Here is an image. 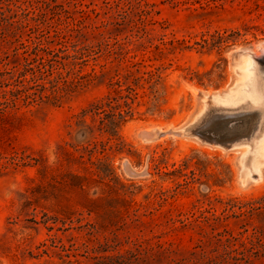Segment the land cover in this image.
Listing matches in <instances>:
<instances>
[{
  "label": "rangeland",
  "instance_id": "rangeland-1",
  "mask_svg": "<svg viewBox=\"0 0 264 264\" xmlns=\"http://www.w3.org/2000/svg\"><path fill=\"white\" fill-rule=\"evenodd\" d=\"M137 3L0 0V73L20 44L100 51L60 70L59 88L82 84L60 102L18 101L0 115V264H128L132 255L134 264H264L246 239L252 227L264 238V221L240 215L242 204L264 198V169L259 182L239 183L259 144L246 142L241 159L192 131L215 116L255 114L245 104L198 111L201 94L227 91L243 50L260 62L241 102L263 106L264 0ZM118 48L149 58L158 82L136 88L133 116L112 130L91 111L123 71Z\"/></svg>",
  "mask_w": 264,
  "mask_h": 264
},
{
  "label": "trees",
  "instance_id": "trees-1",
  "mask_svg": "<svg viewBox=\"0 0 264 264\" xmlns=\"http://www.w3.org/2000/svg\"><path fill=\"white\" fill-rule=\"evenodd\" d=\"M175 1V0H174ZM215 1L225 0H205L206 4ZM140 7V0H137ZM122 19V24L125 22ZM140 23L143 21L140 20ZM118 24V25H122ZM144 33L145 30L142 29ZM57 48L50 49L42 47V44L34 42L31 46L20 44V48L15 50L14 56L19 57L14 61L13 66L9 70L0 73V115L2 116L7 108H15L18 101L22 102L25 107L35 105L41 102H50L56 104L64 97L69 95L77 88L81 87L80 82L64 81L62 87L57 86L58 79H61L60 70L68 66L77 67L85 65L87 58L96 56L100 51L95 52L90 47H82L75 42L57 41ZM142 46L138 45V48ZM154 48L158 49L157 46ZM21 50L19 53L18 51ZM111 53L109 52V55ZM115 60L124 65L122 73H117L110 81L111 94L105 97L103 101L95 105L92 113L99 117V123L109 129L114 130L124 121L126 117H132L134 110L132 104L138 97L136 88L144 89V85H148L150 89L158 82V68L146 66L145 63L149 58L144 54H138L128 57V52L122 48H118L115 53ZM86 58V59H85ZM138 58V60L136 59ZM9 64H6L8 66ZM141 68H150L142 71ZM94 74V71H93ZM88 77V75H87ZM85 78V76L81 77ZM48 84L47 88L45 85ZM8 88V91L3 90ZM50 94H43L45 91ZM33 91V92H31ZM145 94L144 92L142 93ZM241 208L244 210L241 216L248 218L256 217L264 221V198L252 203H244ZM247 230L239 235L246 234ZM250 244V252L257 256H264V238L257 227H252L251 233L246 237ZM160 247V245H158ZM135 256L132 255L133 261L128 264H134ZM150 260H153L151 257ZM77 264L80 262L75 261Z\"/></svg>",
  "mask_w": 264,
  "mask_h": 264
},
{
  "label": "bare ground",
  "instance_id": "bare-ground-1",
  "mask_svg": "<svg viewBox=\"0 0 264 264\" xmlns=\"http://www.w3.org/2000/svg\"><path fill=\"white\" fill-rule=\"evenodd\" d=\"M257 47H258V52H260V54L264 57V43L263 42L260 43ZM257 54H259V53H255V52H251V51H246L244 53H241L239 56H245V57L239 59V61L237 62V66L233 70L234 77L235 76L236 77L234 78V80L231 82L229 88L227 89V91L229 89L230 90L228 92L226 91L227 93L224 92L222 94L212 95V103L214 105L218 106V107H225V108L233 109L235 107H238L240 105L245 104L246 108L251 109L252 111L255 112V114L247 115V116L242 117L232 127L235 130V133L238 135L237 136L238 137L237 142H238L239 146L236 149L238 150L240 158L242 157V155L246 151V149H244L245 146H247V143H250L252 139L255 140L254 145L256 144V146H257V143L259 144L258 145V149H257L258 150L257 154H256V151H255V154L257 156H255V155H253V156L250 155V157L248 156L249 160H251L252 158L253 159L255 158V161H254V163H253V165H252V167L250 169L251 170L250 173L246 172V171H242L241 174H240L239 183H240L241 186H245L246 184H248L250 182L251 183L259 182L261 180V178H262V173H263V169H264V110L261 109L264 106V104H263V106L261 108H256L259 105L251 103V102H245V103L241 102L244 97H247V96H245V94H247L248 90L250 89V88L248 89L247 84L244 82L245 79H247V73L250 72L251 69L252 70L253 69L254 70L257 69L256 68L257 67V62L254 60V58H257V57H255V56H257ZM258 58H260V57L258 56ZM254 76H256V75H254ZM254 78L256 79V77H254ZM254 86L256 88V85H254ZM255 90H257V89H255ZM257 91H259V90H257ZM257 94H259V93H257ZM261 94L262 93H260V95ZM258 99H262L263 100V98H261V97L258 98ZM203 101H204V99L202 100V102ZM257 102H258V100H257ZM223 104H225V105H223ZM226 104H229V105H226ZM204 106H205V104H204ZM201 111L203 112L202 107L200 106L199 112H201ZM218 112H223L224 113V111H221V110H219ZM200 123H202V122H200ZM209 127H212L213 129H223L222 125L216 123L215 120H212L209 123ZM194 128H196V127H194ZM244 136H246V137H244ZM242 137H244V139ZM250 148L252 149V146Z\"/></svg>",
  "mask_w": 264,
  "mask_h": 264
},
{
  "label": "water",
  "instance_id": "water-1",
  "mask_svg": "<svg viewBox=\"0 0 264 264\" xmlns=\"http://www.w3.org/2000/svg\"><path fill=\"white\" fill-rule=\"evenodd\" d=\"M246 51H250V50H243L241 53H244ZM254 60L257 62V64L260 62V59L258 58H254ZM203 99H204L203 103L205 104V109L209 106H216L212 103V95L201 94L200 100L202 101ZM199 108H198V111H199ZM219 108L221 109V111H224V112H227V111L233 112L228 109L224 110L226 109L225 107H219ZM205 109L203 110V112L205 111ZM219 110H217V112ZM241 118H238V117L225 118L223 116H215L214 120L216 121V123L221 124L223 129H213L212 127H209L208 125V126L198 128V129L193 128L192 131L195 135L199 136L200 138L218 143L226 151H234L239 146V144L237 142L238 135L235 133V130L232 127ZM178 130H181V129H178Z\"/></svg>",
  "mask_w": 264,
  "mask_h": 264
}]
</instances>
